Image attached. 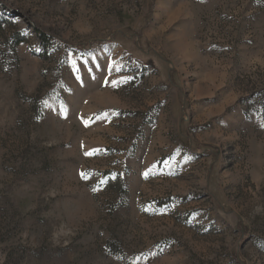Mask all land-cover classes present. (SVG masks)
Wrapping results in <instances>:
<instances>
[{
    "label": "rangeland",
    "instance_id": "obj_1",
    "mask_svg": "<svg viewBox=\"0 0 264 264\" xmlns=\"http://www.w3.org/2000/svg\"><path fill=\"white\" fill-rule=\"evenodd\" d=\"M0 264H264V0H0Z\"/></svg>",
    "mask_w": 264,
    "mask_h": 264
},
{
    "label": "trees",
    "instance_id": "obj_2",
    "mask_svg": "<svg viewBox=\"0 0 264 264\" xmlns=\"http://www.w3.org/2000/svg\"><path fill=\"white\" fill-rule=\"evenodd\" d=\"M38 35H39L41 44L47 45L48 42H49L50 37L47 34L43 33V32H39Z\"/></svg>",
    "mask_w": 264,
    "mask_h": 264
},
{
    "label": "crops",
    "instance_id": "obj_3",
    "mask_svg": "<svg viewBox=\"0 0 264 264\" xmlns=\"http://www.w3.org/2000/svg\"><path fill=\"white\" fill-rule=\"evenodd\" d=\"M145 122H146V125H149L150 123H149V119H147V120H145ZM163 205V204H162Z\"/></svg>",
    "mask_w": 264,
    "mask_h": 264
}]
</instances>
